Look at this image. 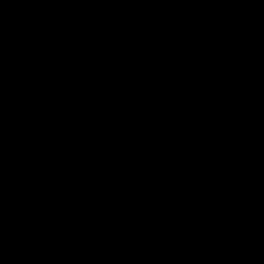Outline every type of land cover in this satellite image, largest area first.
<instances>
[{"label":"water","instance_id":"1","mask_svg":"<svg viewBox=\"0 0 264 264\" xmlns=\"http://www.w3.org/2000/svg\"><path fill=\"white\" fill-rule=\"evenodd\" d=\"M0 264H264V0H0Z\"/></svg>","mask_w":264,"mask_h":264}]
</instances>
